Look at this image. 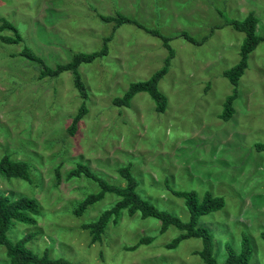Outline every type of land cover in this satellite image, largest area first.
I'll list each match as a JSON object with an SVG mask.
<instances>
[{"label": "rangeland", "instance_id": "rangeland-1", "mask_svg": "<svg viewBox=\"0 0 264 264\" xmlns=\"http://www.w3.org/2000/svg\"><path fill=\"white\" fill-rule=\"evenodd\" d=\"M250 11L259 18L257 33L264 36V0H0V18L14 23L23 37L20 43L0 39V159L8 154L30 165V180L0 174V194L39 202L37 222H15L8 238L31 237L27 246L35 253L48 251L74 264H206L194 253L202 248L201 238L168 248L180 230L171 225L160 232L161 221L140 212L122 211L119 222H111L102 239L90 243L82 224L118 197L107 193L76 216L78 202L100 186L84 175L67 179L68 172L87 164L110 183L124 186L118 168L131 164L140 195L184 221L189 210L172 190L224 196L223 208L200 218L214 234L215 257L226 260L227 243L240 251L246 235L250 261L264 264V151L255 146L264 143V41L249 54L233 116L221 117L234 90L224 71L240 60L245 38L228 23ZM117 13L171 36L175 55L158 85L168 100L164 112L156 110L148 92L137 93L130 106L113 103L132 82L159 70L169 55L161 37L133 23L114 29V22L100 17ZM181 32L199 40L208 37L195 44ZM108 36V54L79 67L88 112L70 135L67 128L84 101L73 73L39 78L40 64L19 52L28 45L55 67L76 52L101 49ZM144 236L153 241L127 249ZM8 260L1 245L0 264Z\"/></svg>", "mask_w": 264, "mask_h": 264}, {"label": "trees", "instance_id": "trees-1", "mask_svg": "<svg viewBox=\"0 0 264 264\" xmlns=\"http://www.w3.org/2000/svg\"><path fill=\"white\" fill-rule=\"evenodd\" d=\"M100 17L106 22H114V29H117L124 23H133L138 27L145 29L147 32L163 39L165 46L169 50V55L165 58L164 65L147 80L132 82L122 96H117L113 99V103L114 105L120 107L130 106L133 97L137 93L148 92L155 101L156 110L158 112H164L167 109L168 100L167 96L160 92L158 85L160 79L167 73L170 61L175 55L173 48L169 44L171 36H165L157 30L147 28L137 20L122 13H117L116 15H101ZM258 22V16L254 11H250L243 20L235 19L229 21L228 23L235 29L243 31L245 33V38L241 46L240 60L234 66L224 71V75L229 78L234 86L233 93L228 95L224 102V110L221 114V117L224 120H229L235 112L234 101L238 97V85L240 78L249 66V54L261 41H264V36L257 33L256 28ZM5 29L12 30L13 34H4L0 32V39L3 42H23V37L17 26L5 17H1L0 31H4ZM178 35L183 36L185 39L195 44L202 43L208 37L205 36L199 40L187 32H181ZM110 39V36L104 38L101 49L92 52H76L73 54L70 61L66 63H58L55 67L47 66L44 60L28 45H24L23 49L19 52V55L40 64L39 78L58 76L66 70H70L73 73L74 85L80 92L84 101L79 107L76 115L73 116L71 124L67 128L70 135H74L76 133L79 122L88 112V107L85 102L88 92L86 84L80 75L79 67L82 63L92 62L96 58L108 54V43ZM255 146L258 151H264V143H256ZM29 169L30 165L27 161L13 159L8 154L3 155L0 159V174L6 178L10 179L12 177H21L23 179L30 180ZM118 171L119 174L126 180V184L124 186L110 183L106 179L100 177L87 164L79 163L77 167L71 169L67 174V179L84 175L85 177L98 182L100 186V189L97 192L89 193L78 202V205L74 209V214L76 216H81L91 205L103 199L107 193H114L118 197L116 202L101 212L96 219L82 224L83 228L90 232L91 244L102 239L111 222L113 224H117L119 222L122 211H127L130 216L140 212L143 217L152 216L158 218L161 221L160 232H165L171 225L176 226L180 230V233L167 244L168 248L178 246L184 239L197 237L202 240V248L200 250H195L194 253L200 254L206 264H255L250 261L252 250L249 246V238L246 235H244L242 239L240 251H237L231 244H226L228 255L225 261L220 262L214 255V234L207 227L200 224V218L206 213L223 208L226 203L224 196L215 195L211 191H206L203 197H200L199 193L195 190H172L175 195L184 199V203L189 210V219L184 221L179 215L158 208L151 201L140 195L137 191L139 183L132 172L131 164L120 166ZM56 176L59 181V167L57 168ZM38 212L39 202L35 198L24 196L18 199H11L5 194H0V246H5L6 256L9 258V264H74L66 258H53L49 255L48 251H45L42 255L35 253L27 246L31 237L26 236L16 242H13L8 238V231L15 222L36 223ZM152 241L153 237L144 236L141 237L134 245L127 246V249L135 250L141 244L150 243ZM164 264L174 263L170 262Z\"/></svg>", "mask_w": 264, "mask_h": 264}]
</instances>
